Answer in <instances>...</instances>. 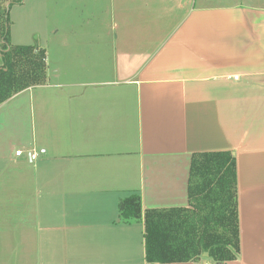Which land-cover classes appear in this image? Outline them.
Here are the masks:
<instances>
[{
	"label": "crops",
	"instance_id": "obj_1",
	"mask_svg": "<svg viewBox=\"0 0 264 264\" xmlns=\"http://www.w3.org/2000/svg\"><path fill=\"white\" fill-rule=\"evenodd\" d=\"M16 9L47 82L0 105V264H146L121 199L188 206L194 153L222 150L241 251L207 264H264V0H24L11 40Z\"/></svg>",
	"mask_w": 264,
	"mask_h": 264
},
{
	"label": "trees",
	"instance_id": "obj_2",
	"mask_svg": "<svg viewBox=\"0 0 264 264\" xmlns=\"http://www.w3.org/2000/svg\"><path fill=\"white\" fill-rule=\"evenodd\" d=\"M24 0H0V105L21 91L47 82V54L37 45L11 41V8ZM189 205L143 210L137 191L121 199L123 220L143 221L146 264L237 260L241 251L237 158L233 151L194 153Z\"/></svg>",
	"mask_w": 264,
	"mask_h": 264
},
{
	"label": "rangeland",
	"instance_id": "obj_3",
	"mask_svg": "<svg viewBox=\"0 0 264 264\" xmlns=\"http://www.w3.org/2000/svg\"><path fill=\"white\" fill-rule=\"evenodd\" d=\"M45 3L41 4V3H37L36 5H32L31 8L33 7V9L36 8L37 12H38V15L37 17L35 18V20H31V23H35L37 25V27L42 31V29L45 28L44 26V20L46 19V17H41L42 14L45 13ZM66 8V6H65ZM19 9V8H18ZM15 10L14 12V15H13V21H15V28H14V41L15 43L17 42L16 40L20 41L21 44H18V45H30L31 43H25L27 42L28 40H30L32 42L33 45H37L39 46V42L41 40V36L39 34H35V35H32L29 33L28 29H26V27L22 26V27H18V23H17V20H18V14H17V10ZM30 7H27L25 9H22L21 11H26L29 13L30 11ZM47 14H49V11L47 12ZM28 16H30V14H27ZM13 40L12 43L14 42ZM17 45V44H15ZM42 48V47H41ZM210 261L212 262L213 260L210 258V256L208 254H203L201 256V259L198 261V264H207V263H210Z\"/></svg>",
	"mask_w": 264,
	"mask_h": 264
},
{
	"label": "built area",
	"instance_id": "obj_4",
	"mask_svg": "<svg viewBox=\"0 0 264 264\" xmlns=\"http://www.w3.org/2000/svg\"><path fill=\"white\" fill-rule=\"evenodd\" d=\"M237 78H238V77L235 76V79H237ZM16 154H17V155H22V150H17V151H16ZM31 157L35 158V157H36V153H35V154L31 153Z\"/></svg>",
	"mask_w": 264,
	"mask_h": 264
},
{
	"label": "water",
	"instance_id": "obj_5",
	"mask_svg": "<svg viewBox=\"0 0 264 264\" xmlns=\"http://www.w3.org/2000/svg\"><path fill=\"white\" fill-rule=\"evenodd\" d=\"M205 254H208L209 255V252H205Z\"/></svg>",
	"mask_w": 264,
	"mask_h": 264
}]
</instances>
